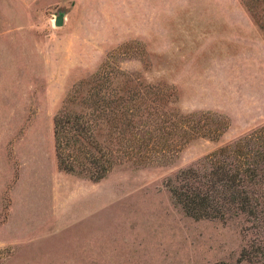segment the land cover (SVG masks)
<instances>
[{
  "label": "rangeland",
  "instance_id": "1",
  "mask_svg": "<svg viewBox=\"0 0 264 264\" xmlns=\"http://www.w3.org/2000/svg\"><path fill=\"white\" fill-rule=\"evenodd\" d=\"M101 66L142 119L91 181L57 167L52 119ZM192 113L218 136L180 138ZM262 124L264 35L243 0H0V264L233 261L244 224L186 216L164 182Z\"/></svg>",
  "mask_w": 264,
  "mask_h": 264
},
{
  "label": "trees",
  "instance_id": "2",
  "mask_svg": "<svg viewBox=\"0 0 264 264\" xmlns=\"http://www.w3.org/2000/svg\"><path fill=\"white\" fill-rule=\"evenodd\" d=\"M243 1L264 35V0ZM110 72L121 73L118 69ZM107 73L101 66L98 73L78 81L52 119L57 167L91 181L101 179L110 169L116 151L112 144L123 148L129 138L137 137L142 119L137 114L136 97L113 94ZM113 86V92L116 86L121 88L119 84ZM195 114H176L177 122L173 123L179 137L215 139L220 122L212 128L204 127L198 125ZM160 123L161 130L172 126L166 120ZM164 184L173 203L186 216L236 219L244 224L241 232L245 239L235 259L214 264H264V124L178 170Z\"/></svg>",
  "mask_w": 264,
  "mask_h": 264
},
{
  "label": "water",
  "instance_id": "3",
  "mask_svg": "<svg viewBox=\"0 0 264 264\" xmlns=\"http://www.w3.org/2000/svg\"><path fill=\"white\" fill-rule=\"evenodd\" d=\"M53 24L55 26H60L62 24V15L61 14H58L55 16Z\"/></svg>",
  "mask_w": 264,
  "mask_h": 264
}]
</instances>
